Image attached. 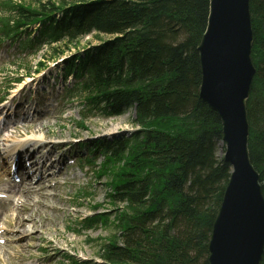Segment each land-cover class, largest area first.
Returning <instances> with one entry per match:
<instances>
[{
    "label": "trees",
    "instance_id": "trees-1",
    "mask_svg": "<svg viewBox=\"0 0 264 264\" xmlns=\"http://www.w3.org/2000/svg\"><path fill=\"white\" fill-rule=\"evenodd\" d=\"M209 2L3 3L11 16L3 20L4 34L41 23L40 39L58 42L48 51L53 58L92 32L107 36L83 54L81 66L88 72L84 88L102 100L103 111L121 114L135 108L134 123L143 129L109 149L107 163L113 165L134 151L139 155L125 162L131 173L112 187L111 203L125 204L127 210L115 220L119 236L101 247V264H208L207 245L230 175L223 158H216L220 120L198 97L197 47L206 29ZM249 6L256 73L246 103L248 150L264 197V0H249ZM180 118L186 121L185 132L165 133L157 127L165 119ZM78 127L84 129V123Z\"/></svg>",
    "mask_w": 264,
    "mask_h": 264
},
{
    "label": "water",
    "instance_id": "water-1",
    "mask_svg": "<svg viewBox=\"0 0 264 264\" xmlns=\"http://www.w3.org/2000/svg\"><path fill=\"white\" fill-rule=\"evenodd\" d=\"M252 45L249 0H210L197 47L198 97L220 120L224 162L233 172L212 225L208 264H260L263 255L264 197L248 151L246 103L256 73Z\"/></svg>",
    "mask_w": 264,
    "mask_h": 264
},
{
    "label": "rangeland",
    "instance_id": "rangeland-1",
    "mask_svg": "<svg viewBox=\"0 0 264 264\" xmlns=\"http://www.w3.org/2000/svg\"><path fill=\"white\" fill-rule=\"evenodd\" d=\"M6 0H0V2L4 3ZM13 3L21 4V5H29L34 3V1L37 0H11ZM42 3H47L48 1H56V0H41ZM6 12L0 11V16H6ZM10 16V15H9ZM11 17V16H10ZM252 23V19H251ZM38 27V26H36ZM106 39L107 36H101L95 32H92L83 38H81L78 42V46H75L74 48L70 49L68 52H65L61 56H55L54 58L49 56L48 51L50 47H57L56 44H52L49 46L44 45V48H42L40 51L35 53L33 56L26 57L27 52H21L17 46L12 47L9 52L8 51H2L7 48L8 42H4V44L0 48V67L3 65H8L11 62L18 63L19 59H24L26 62H29V65L33 68L37 66V64H43L44 66L48 67V72L41 73L40 75H33V78L31 80L34 81L36 84H41V82L46 81L48 83H52V80L54 79V76L56 72H59L60 66L62 65L59 61L65 58H69L71 56H74V54H79L84 50L85 48L89 47H95L99 45L98 39ZM63 44L59 45L60 47ZM63 47V46H62ZM251 51H253L251 49ZM253 55V53H252ZM61 57V58H59ZM58 59V60H57ZM253 60L254 58L251 57ZM57 60V61H56ZM9 66V65H8ZM15 70L14 66L9 67L8 73H11ZM1 74H0V84H1ZM27 79L24 78V82L27 84ZM60 78L56 80V83L58 86L61 87V83L59 82ZM3 83V82H2ZM54 84V81L53 83ZM68 87V84L66 85ZM27 88V87H25ZM252 88V86H251ZM49 91H53V94L51 97L53 98V103H62L60 106H57L53 109H55L53 112L49 114H44L33 121H28L27 123H18L16 126L17 130L15 131V134H19L23 137V135L27 132L34 133L35 135L41 134L45 138L53 139L58 138L60 140H68L73 137H82L83 139H86L88 137H91L92 135L95 136L97 134H103L105 132L111 131L112 129H115L113 131L119 130L122 131L125 134L131 133L134 129H138L137 124L134 123L135 120V113L134 110H127L122 115L119 116H111L109 118H100V117H91V118H83L81 119V116H78L79 111V105L73 100V102L70 99L65 98V94L67 91L64 92L62 95L59 93L56 89L49 88ZM251 92V91H250ZM50 93V92H49ZM13 95V94H12ZM14 96V95H13ZM12 96V97H13ZM250 96V95H249ZM23 99V96H21ZM40 97V96H38ZM37 97V98H38ZM49 98L46 95L43 97V99ZM11 100L10 97L7 98V101ZM33 101V100H32ZM34 102H37V99L34 100ZM46 103L45 100H43L42 103H39L36 106V110H39L41 106H43ZM50 104V102L48 103ZM22 114H25L24 109H22ZM218 117V116H217ZM85 119V122L83 121ZM84 123V129L78 128V124ZM185 125L186 121L182 118L180 119H165L162 123H158L159 130H163L165 133H172L175 134L180 131L185 132ZM23 132V133H22ZM22 133V134H21ZM13 134V130L11 129V133ZM221 140V139H220ZM87 141H89L87 139ZM134 155H139L136 151L134 153H130L129 155H126L124 157L128 158L123 160L121 164H112L109 167H105L107 169L100 170L99 164L101 161H97L96 168H93L92 170L88 171L86 169V174L83 173L82 175L86 178L84 181H88L90 185H86L88 193L92 194L93 196H90L91 198L86 199L82 198L83 201H79L81 205H83L82 208L78 209V213L73 212L74 209L73 204L71 203V200H67L66 206L63 207L66 211L65 213H59L58 211H52L47 209H40L39 207L34 206V200L25 201V204L23 206L24 209H27V211H30L31 219L22 221L21 227H18L20 230H26L28 226L34 230V232L38 233L40 236V240L43 243H46L50 240L48 243V253L44 254V260H48L45 264H59L63 260V255H68L70 258H74L75 260L79 261L77 263H83V261H92V262H99V255L101 252V247L112 241L115 237L119 236L118 230L115 228V220L117 219V216L119 213L123 212L122 207L125 209L124 206L116 205L111 206L106 204L107 195L110 193V186H114L112 184L116 180L120 179V181L124 178L126 174H130L131 170L129 168H125L126 164L128 163ZM216 158H223V147L220 142H217V150H216ZM126 162V163H125ZM125 169V170H124ZM231 173L233 172V169L230 168ZM124 174V175H123ZM94 176L96 178H94ZM0 178L2 179L3 176L0 175ZM122 178V179H121ZM112 184V185H111ZM78 182H75L74 188L68 187L64 190V193L72 194V192H76L79 188ZM81 188V187H80ZM224 197V196H223ZM67 199H73L72 197ZM57 201V200H56ZM54 201L53 203L48 201L49 203L61 206V203H58ZM69 201V203H68ZM221 206V203H220ZM219 206V208H220ZM90 207H97L95 211H89ZM62 208V207H58ZM218 208V209H219ZM13 211H16L15 209H12ZM17 212V211H16ZM14 213V215L16 214ZM27 212L26 214H30ZM90 214V215H96V214H103L104 220L106 222V226L102 225L99 226L94 231H88L82 234L81 236H76L70 232L67 231V223H74L75 217H80L83 214ZM25 214V215H26ZM117 215V216H116ZM218 213L215 216V219L217 217ZM111 216V217H110ZM16 217V216H15ZM13 218L12 223L15 224L17 222V218ZM19 218H22L21 215L18 216ZM36 218V222L33 224L32 221ZM214 219V221H215ZM118 239V238H117ZM23 247H21L18 252L12 249H8L9 252H14V256L12 259L10 258L11 254H6L5 250L1 249L0 253L5 255L6 257L4 260H6L4 263L1 264H36L33 260L34 257H37L41 254H39L41 251H38V248L40 247L39 242H35L33 244V241L30 243L24 242L21 244ZM208 246V245H207ZM208 248V247H207ZM58 249L57 252L59 254L53 255L54 250ZM208 252V250H207ZM264 253V250H263ZM63 254V255H62ZM17 255H20V257L16 258ZM208 258V257H207ZM68 261L65 260V264ZM161 264V263H159ZM162 264H164L162 262Z\"/></svg>",
    "mask_w": 264,
    "mask_h": 264
},
{
    "label": "bare ground",
    "instance_id": "bare-ground-1",
    "mask_svg": "<svg viewBox=\"0 0 264 264\" xmlns=\"http://www.w3.org/2000/svg\"><path fill=\"white\" fill-rule=\"evenodd\" d=\"M251 26H252V23H251ZM252 29H253V28H252ZM252 31H253V30H252ZM251 57H252V51H251ZM113 130H115V129H112L111 131H113ZM40 136H42V135H40ZM53 146H54V145H49V147H51V150H50L51 152H54V151H56V149H57V148L54 149ZM47 155H49V152H47ZM254 170H255V169H254ZM255 171H256V170H255ZM256 172H257V171H256ZM257 174H258V172H257ZM230 175H231V174H230ZM230 175H229V179H230ZM229 179H228V181H227V184H229L228 182H230ZM258 181H259V174H258ZM227 184H226V186H225V188H224V192H225V190H226ZM224 192H223V194H222V198H221V205H222V201H223ZM222 209H225V208H222ZM16 218H17V222H15L14 225H15L17 228H18V227H21L23 219H22V218H19L18 216H16L15 219H16ZM26 230L30 231V230H33V229L30 228V226H28ZM26 230H23L22 232L27 233ZM245 237H250V235L247 234Z\"/></svg>",
    "mask_w": 264,
    "mask_h": 264
}]
</instances>
